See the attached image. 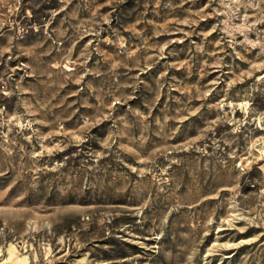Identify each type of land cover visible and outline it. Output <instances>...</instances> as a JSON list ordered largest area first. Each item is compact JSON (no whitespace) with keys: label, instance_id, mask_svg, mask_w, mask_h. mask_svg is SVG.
I'll list each match as a JSON object with an SVG mask.
<instances>
[{"label":"rangeland","instance_id":"374dc122","mask_svg":"<svg viewBox=\"0 0 264 264\" xmlns=\"http://www.w3.org/2000/svg\"><path fill=\"white\" fill-rule=\"evenodd\" d=\"M0 264H264V0H0Z\"/></svg>","mask_w":264,"mask_h":264}]
</instances>
